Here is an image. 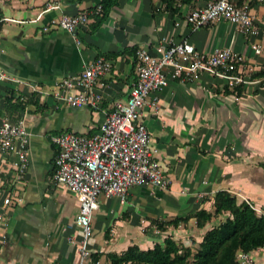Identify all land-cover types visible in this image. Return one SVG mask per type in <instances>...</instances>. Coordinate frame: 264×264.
<instances>
[{
	"label": "crops",
	"instance_id": "1",
	"mask_svg": "<svg viewBox=\"0 0 264 264\" xmlns=\"http://www.w3.org/2000/svg\"><path fill=\"white\" fill-rule=\"evenodd\" d=\"M207 1L117 0L98 23L91 13L99 0H0V122L7 117V88L14 96L36 92L42 105L30 103L22 112L29 143L21 176L14 159L0 151V264H78L76 245L68 236L80 235L72 225L79 200L52 177L56 145L51 135L96 131L106 112L127 98L136 79L135 49L141 46L153 52L156 44L185 38L203 51L229 46L245 55L239 71L246 81L230 85L208 72L193 80L169 77L147 97L141 119L168 187L132 185L125 200L101 195L84 264H111L109 252L121 253L134 243L146 249L167 236L185 245L199 241L225 213L203 226L192 213L212 210L214 193L220 190L264 212V32L253 37L221 18L192 29L187 13ZM53 2L58 7L46 9ZM248 7L264 28V0H248ZM80 10L87 11L89 21L75 35L48 25L62 12ZM252 40L261 44V52H254ZM98 55L112 62L96 83L102 94L99 105L72 106L54 95L57 80ZM5 196L12 200L6 205ZM174 218L185 219L174 223ZM250 253L252 264H264V246ZM235 264H241L238 257Z\"/></svg>",
	"mask_w": 264,
	"mask_h": 264
},
{
	"label": "built area",
	"instance_id": "2",
	"mask_svg": "<svg viewBox=\"0 0 264 264\" xmlns=\"http://www.w3.org/2000/svg\"><path fill=\"white\" fill-rule=\"evenodd\" d=\"M54 7L58 4L53 2L46 9ZM186 18L192 29L221 18L253 37L264 32V28L254 21L248 0H208L205 5L190 10ZM88 21L87 11L80 10L62 12L50 19L48 25L75 35ZM251 48L255 53L263 49L255 40H252ZM135 53L136 79L127 98L106 112L96 131L64 130L51 135L56 145L52 177L56 183L72 190L79 200V211L72 225L78 228L80 235L78 238L68 236V240L76 245L78 264H84L90 255L91 217L98 208L101 195L125 200L132 185L168 187V177L156 157V149L150 145V134L141 119L147 97L166 85L169 77L193 80L202 72H208L230 85L246 81L239 71L245 55L229 46L203 51L185 38L171 45L156 44L153 52L146 47H137ZM111 63L110 59L97 56L80 71L57 80L52 86L54 95L72 106L99 105L102 94L96 83L109 71ZM2 76L9 77L4 73ZM156 99L154 95V103ZM22 112L17 120L4 117L0 122V151L14 159L18 177L27 165L29 143ZM11 201L9 196L2 199L4 205ZM3 218L0 210V222ZM237 257L241 264H252L250 251H240Z\"/></svg>",
	"mask_w": 264,
	"mask_h": 264
},
{
	"label": "trees",
	"instance_id": "3",
	"mask_svg": "<svg viewBox=\"0 0 264 264\" xmlns=\"http://www.w3.org/2000/svg\"><path fill=\"white\" fill-rule=\"evenodd\" d=\"M77 4L83 0H64ZM117 0H99L91 15L101 22ZM136 50V49H135ZM117 53H111L116 55ZM100 56V55H98ZM103 56V55H102ZM106 57L109 54L105 55ZM3 107L6 116L17 120L26 105L33 103L42 107L37 93L17 94L7 88L3 95ZM222 219L208 228L197 241L185 245L167 236L162 242H155L152 247L142 249L138 244L127 246L121 253L109 252L111 264H235L240 251L247 252L257 246H264V212H258L247 200L237 201L236 196L228 191L214 193L213 209H198L192 214L196 224L203 226L212 216L223 214ZM185 218H174L171 221ZM162 228V223L160 224Z\"/></svg>",
	"mask_w": 264,
	"mask_h": 264
}]
</instances>
